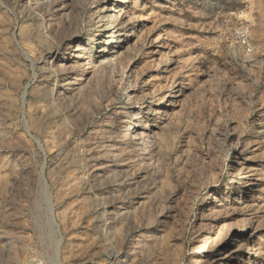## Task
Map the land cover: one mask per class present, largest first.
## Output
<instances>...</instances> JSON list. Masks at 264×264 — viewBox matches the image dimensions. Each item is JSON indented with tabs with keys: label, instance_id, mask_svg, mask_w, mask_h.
<instances>
[{
	"label": "rangeland",
	"instance_id": "rangeland-1",
	"mask_svg": "<svg viewBox=\"0 0 264 264\" xmlns=\"http://www.w3.org/2000/svg\"><path fill=\"white\" fill-rule=\"evenodd\" d=\"M0 264H264V0H0Z\"/></svg>",
	"mask_w": 264,
	"mask_h": 264
}]
</instances>
